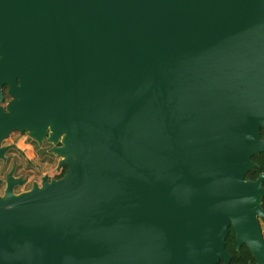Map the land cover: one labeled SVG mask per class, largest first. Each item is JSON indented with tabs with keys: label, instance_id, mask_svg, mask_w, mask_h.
<instances>
[{
	"label": "water",
	"instance_id": "1",
	"mask_svg": "<svg viewBox=\"0 0 264 264\" xmlns=\"http://www.w3.org/2000/svg\"><path fill=\"white\" fill-rule=\"evenodd\" d=\"M261 130L264 0H0V144L66 167L7 173L0 264H227L230 224L264 259Z\"/></svg>",
	"mask_w": 264,
	"mask_h": 264
},
{
	"label": "flooded vegetation",
	"instance_id": "2",
	"mask_svg": "<svg viewBox=\"0 0 264 264\" xmlns=\"http://www.w3.org/2000/svg\"><path fill=\"white\" fill-rule=\"evenodd\" d=\"M6 89H7L6 86H3V89H2L3 90V102H2L3 104H5L9 100V96L6 93ZM6 139L0 144V147L7 146V145L10 146L3 153L4 157L0 158V195L4 194V189L6 186V182H5L6 176H7V173L11 170H12V175L14 178H21L23 180V184H21V185L15 184L13 186V192L16 193V188L18 186H23L27 183V177L26 176H24L23 174H20V173H18V174L16 173L17 166H18L17 165L18 162L16 159L17 156H16V158H12L10 156L11 154H15V152H17L20 149L17 148L16 142H8V141H6ZM21 141L24 144L27 141L28 145L30 146L31 151L34 153L36 151L39 152L40 155L42 156L41 157L42 159L46 160V157H48L49 155H52V154L54 155V153H52L50 151L51 145L45 139L43 140L42 144H39L33 138H31L27 135ZM23 157L27 158V156H25V153H24ZM57 162H58V159H57ZM65 169H66L65 166H61L58 169L56 168V171L58 173L55 176H50V178L61 177L63 175V171L65 172ZM260 173H263V172H259L254 179H256ZM40 181H41V178H40ZM32 184H31V186H32ZM261 185L264 188V180L262 181ZM31 186L28 189H30ZM28 189H26V190H28ZM26 190H22V191H26ZM17 193H19V192H17ZM260 206L262 209V213L256 214L255 218L257 220L258 235H259V238L261 241L259 248H262L264 250V196L261 198ZM225 250L229 254V260H228L227 264H262L261 261H264L263 258H261L260 259L261 261H260L255 256V254L253 253V251L247 245L246 242H240V243L237 242L235 230H234L232 224L229 225L228 235L225 239ZM215 264H224V261L222 259H219Z\"/></svg>",
	"mask_w": 264,
	"mask_h": 264
},
{
	"label": "rangeland",
	"instance_id": "3",
	"mask_svg": "<svg viewBox=\"0 0 264 264\" xmlns=\"http://www.w3.org/2000/svg\"><path fill=\"white\" fill-rule=\"evenodd\" d=\"M27 136L25 132H13L11 135L8 136L6 141L8 142H16L22 143L21 140ZM25 144H28L27 141ZM51 146L52 144L49 143ZM24 151L18 150L15 154H11L12 158H16L17 156V171L16 173L23 174L27 177V183L23 186H18L16 188L17 192H22V190L28 189L33 182H40V178L43 175L55 176L58 172L56 171L57 166V159L58 157L54 154L49 155L45 159H42L39 152H31L29 149H23ZM26 153L28 156L24 158L23 155Z\"/></svg>",
	"mask_w": 264,
	"mask_h": 264
},
{
	"label": "trees",
	"instance_id": "4",
	"mask_svg": "<svg viewBox=\"0 0 264 264\" xmlns=\"http://www.w3.org/2000/svg\"><path fill=\"white\" fill-rule=\"evenodd\" d=\"M261 133H262V135L264 134L263 130H261ZM251 159L253 162L257 163V166L250 169L246 173V178L254 179L259 172L264 173V152H261L258 155L252 156ZM63 173H64V171H63Z\"/></svg>",
	"mask_w": 264,
	"mask_h": 264
},
{
	"label": "crops",
	"instance_id": "5",
	"mask_svg": "<svg viewBox=\"0 0 264 264\" xmlns=\"http://www.w3.org/2000/svg\"><path fill=\"white\" fill-rule=\"evenodd\" d=\"M16 145H17V148L20 149V150H22V151H24L23 149H29L31 151L30 146L28 144L17 143ZM25 156H27L26 153H25Z\"/></svg>",
	"mask_w": 264,
	"mask_h": 264
}]
</instances>
